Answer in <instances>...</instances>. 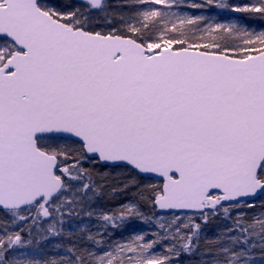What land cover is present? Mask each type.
<instances>
[{
    "label": "snow or ice",
    "instance_id": "1",
    "mask_svg": "<svg viewBox=\"0 0 264 264\" xmlns=\"http://www.w3.org/2000/svg\"><path fill=\"white\" fill-rule=\"evenodd\" d=\"M0 264H264V0H0Z\"/></svg>",
    "mask_w": 264,
    "mask_h": 264
}]
</instances>
